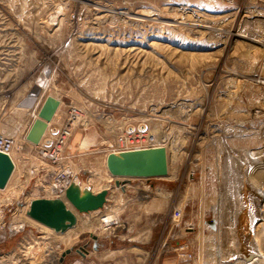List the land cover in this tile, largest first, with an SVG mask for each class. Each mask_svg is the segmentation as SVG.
Segmentation results:
<instances>
[{
    "label": "rangeland",
    "instance_id": "obj_1",
    "mask_svg": "<svg viewBox=\"0 0 264 264\" xmlns=\"http://www.w3.org/2000/svg\"><path fill=\"white\" fill-rule=\"evenodd\" d=\"M48 95L50 125L72 127L58 162L27 138ZM136 131L169 173L122 190L106 157ZM0 133L16 140L0 264H82L95 241L103 264H264V0H0ZM57 172L110 189L64 232L28 215Z\"/></svg>",
    "mask_w": 264,
    "mask_h": 264
},
{
    "label": "water",
    "instance_id": "obj_2",
    "mask_svg": "<svg viewBox=\"0 0 264 264\" xmlns=\"http://www.w3.org/2000/svg\"><path fill=\"white\" fill-rule=\"evenodd\" d=\"M59 107L60 101L57 98L52 95L46 97L40 108L39 118L34 121L27 135L29 141L40 144L42 140L44 146L52 145V137L44 138V134ZM129 130L133 128L130 127ZM138 130L144 131L145 126L140 125ZM49 132L56 135L59 128L50 125ZM106 163L109 173L115 178V186L123 190L132 178L149 180L166 177L169 173V153L165 146L111 152L107 155ZM14 170L15 164L10 155L0 152V189L7 187ZM109 194V188L95 193L90 185L81 184L78 176H75L66 189L65 198L34 199L30 203L28 215L56 232H64L75 226L77 214H87L104 208ZM94 249H98V244L94 245ZM70 252L71 250L66 251L64 256Z\"/></svg>",
    "mask_w": 264,
    "mask_h": 264
},
{
    "label": "built area",
    "instance_id": "obj_3",
    "mask_svg": "<svg viewBox=\"0 0 264 264\" xmlns=\"http://www.w3.org/2000/svg\"><path fill=\"white\" fill-rule=\"evenodd\" d=\"M71 135H72V127L69 124L62 125L59 129L58 134L54 135L52 145L49 147L41 145V147L39 149V154H41V156L44 158H48L52 161L58 162V160H60L59 156H60L63 148L68 143ZM133 135L136 138V142H137L136 145H134L132 147H129L127 145L123 146L124 142L121 140L122 142H121L120 148L116 149L114 152L157 147L156 145L140 146L139 141L142 138H141L139 132L136 131V134L134 133ZM15 148H16V140L14 139V136L10 135V134L0 133V152H3V153L10 155V154L14 153ZM54 179L56 181V184H55L56 189H55L54 199L64 198L66 189L69 187L73 177H70V175H68L65 172H57V173H54ZM180 216H181V213L178 210H176L175 215L173 216L174 219L177 220L180 218ZM103 220L105 222V218ZM105 223L107 224V227L109 228L110 225L107 222H105ZM111 231L114 232V231H116V229H112ZM95 244H98V243L96 241L93 243V249H94ZM88 247H89V244L86 243L77 249V253L80 255L81 261L88 259V255L91 251L90 249H88ZM97 250H95V251H97ZM176 251L178 252L179 257L182 259L189 260L192 257V254L189 252L188 243L179 244L176 247ZM64 254L65 253L62 254V257L64 256ZM62 257H61V259H62ZM79 263H82V264H103V263H97L94 260H89L87 262L82 261ZM104 264H110V263H104Z\"/></svg>",
    "mask_w": 264,
    "mask_h": 264
},
{
    "label": "bare ground",
    "instance_id": "obj_4",
    "mask_svg": "<svg viewBox=\"0 0 264 264\" xmlns=\"http://www.w3.org/2000/svg\"><path fill=\"white\" fill-rule=\"evenodd\" d=\"M55 97V96H54ZM56 98V97H55ZM59 100V99H58ZM60 101V100H59ZM60 104H61V102H60ZM40 111V110H39ZM39 111L35 114V117H37L36 119H38L39 118ZM35 119V120H36ZM54 119V118H53ZM52 119V120H53ZM52 122V121H51ZM51 122L50 123H48V126H47V129H46V131H45V134H46V132L48 131V129H49V127H50V124H51ZM45 134H44V136H45ZM41 142H42V140H41ZM40 142V143H41ZM10 157L12 158V160H13V162H14V164H15V166H16V162H15V158H14V155H13V153L12 154H10ZM106 159H107V157H106ZM106 166H107V163H106ZM108 169V168H107ZM75 177V176H74ZM80 181V180H79ZM81 184H82V182H80ZM122 189V188H121ZM124 189H125V187H124ZM123 190V189H122ZM31 203V202H30ZM29 208H30V206H29ZM105 221L110 225L109 226V228L107 227L106 229H117L119 226H118V224H117V222H115L114 221V219H113V217L112 218H110V217H107V219L105 218ZM47 227V226H46ZM111 227V228H110ZM49 228V227H48ZM72 228V227H71ZM70 229V228H69ZM256 257V255L255 254H250V255H248L247 256V258H248V260H252V262L250 263V264H253L254 263V258ZM56 256H55V258H54V263L56 262Z\"/></svg>",
    "mask_w": 264,
    "mask_h": 264
},
{
    "label": "crops",
    "instance_id": "obj_5",
    "mask_svg": "<svg viewBox=\"0 0 264 264\" xmlns=\"http://www.w3.org/2000/svg\"><path fill=\"white\" fill-rule=\"evenodd\" d=\"M14 174V173H13ZM96 252L94 249H92L88 255V259L84 260L85 262L89 261V260H94L96 261V259L98 258V256H96Z\"/></svg>",
    "mask_w": 264,
    "mask_h": 264
}]
</instances>
